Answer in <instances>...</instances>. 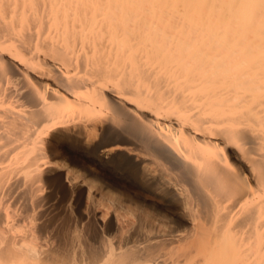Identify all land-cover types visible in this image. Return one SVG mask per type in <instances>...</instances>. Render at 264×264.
I'll list each match as a JSON object with an SVG mask.
<instances>
[{
	"label": "bare ground",
	"instance_id": "obj_1",
	"mask_svg": "<svg viewBox=\"0 0 264 264\" xmlns=\"http://www.w3.org/2000/svg\"><path fill=\"white\" fill-rule=\"evenodd\" d=\"M59 156L86 247L9 211ZM0 264H264V0H0Z\"/></svg>",
	"mask_w": 264,
	"mask_h": 264
},
{
	"label": "rangeland",
	"instance_id": "obj_2",
	"mask_svg": "<svg viewBox=\"0 0 264 264\" xmlns=\"http://www.w3.org/2000/svg\"><path fill=\"white\" fill-rule=\"evenodd\" d=\"M54 151L56 153H61L62 149H60L59 146L56 145L54 147ZM59 157L60 158H58V159L56 158V159L58 161L60 160L59 162H60L61 165L59 164L58 169L52 173V177L55 176V179H56V181L52 182V184L54 185V187L56 189H53V187L50 185L51 184L50 181L48 182V184H46L44 186V188L46 187L44 192L47 193V194H50V196L48 197V200H50L51 203L54 202V204H55V205L52 206V211H48V210L44 211L41 207H39V206L37 207L36 206L37 207L36 208L35 206L32 207V205H30L31 208L29 206H28L29 208H27V206H25L20 201L18 202L17 200H13L12 202H9L10 205H8V206L9 207L11 206L9 211L12 212L14 210L13 211L14 212V216L13 217L16 218L17 222L20 221L18 223V226H20V224L22 225V223H24V220L26 221V219L28 220V221H26L27 224L28 223L30 224L31 221L32 222L34 221L35 225L37 224L36 228H35V229H37V231L35 233L38 236H40V237H38L39 240H43L46 237L44 239L46 241L45 243H48V242L50 244L54 243V245L55 244H59V243H64L65 244V242L70 240L72 236H77V237L79 236L78 238L81 241V245L86 247L89 244L94 243L95 242L94 241L95 237L97 236V234L100 235V232H101V229H100V226H99L100 225V221L97 218V213L94 211V206L97 205V204L94 205V204H92L91 200H87L85 198L86 197V192L88 191L89 186H91V188H93L94 185L96 187L94 186L93 191H95L96 188H97L96 191L99 192V190H100L99 193L101 195H103L104 194L103 192H105L106 190L103 188L102 181L100 179H98L97 176L94 175L93 173H91L88 169H86V168L82 169L81 167H77L68 158H64V157L62 158L61 156H59ZM70 169H72V170H70ZM74 170H75V172H74ZM68 172L69 173H73L74 175H78V176L80 175V177L82 176L81 179L85 178V177L87 179V185L83 184V186H80V188H79V186L77 188L76 187L74 188L75 190H73L74 191L73 192L74 193L73 197L70 194V191L72 193V189L69 187L68 181H63L64 179L66 180V173H68ZM92 178H94V180ZM95 180H96V182H95ZM90 182H91V185H90ZM92 184H93V186H92ZM67 185H68L69 188L67 187ZM101 186H102V190H101ZM64 188H65V190H64ZM101 195H99V198H101ZM99 198H96V199H99ZM87 204L89 206H87ZM17 206H18V208H17ZM100 207L101 206H99V209H100ZM34 208H36V209H34ZM18 209L21 210V211L19 212ZM27 209L28 210L30 209V211L31 212L33 211V212L31 213V215L29 214V216L26 217V214L28 215V213H29V211H27ZM104 209H106V207L105 208L101 207L100 210L103 211ZM40 210H43V211L41 212ZM15 211H16V216H15ZM13 212H12V214H13ZM19 213L21 214V216H23V218L20 217ZM22 214H24V215H22ZM19 218L20 219L22 218V219L20 220ZM40 224L41 225H44V224L47 225L46 230H40L37 227ZM41 225L39 227H41ZM60 226H61V230H60ZM38 230H39V232H38ZM44 231H46V232H44ZM46 234H47V236H46ZM51 237H52V239H51ZM54 239L57 240L58 242L55 241ZM48 240H50V241H48ZM59 240H62V241L60 242ZM55 242H57V243H55ZM62 246H64V245H62Z\"/></svg>",
	"mask_w": 264,
	"mask_h": 264
}]
</instances>
